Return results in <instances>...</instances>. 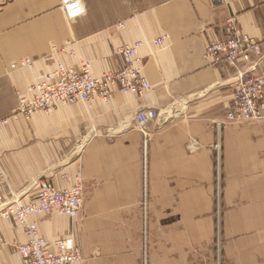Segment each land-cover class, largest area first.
Segmentation results:
<instances>
[{"label":"crops","instance_id":"obj_1","mask_svg":"<svg viewBox=\"0 0 264 264\" xmlns=\"http://www.w3.org/2000/svg\"><path fill=\"white\" fill-rule=\"evenodd\" d=\"M81 1L85 14L68 19L61 0H0L6 196L27 203L40 178L63 189L80 176L79 218L56 211L33 220L51 242L72 235L82 264H144L146 244L148 264H264V121L227 120L236 70L204 57L231 16L264 53V0ZM160 36L164 44L155 45ZM138 40L152 86L143 96L114 89L109 104L97 98L11 118L17 90L58 61L75 67L88 60L100 76L121 67L118 47ZM27 58L32 69L11 68ZM142 108L160 111L144 132L135 126ZM27 241L17 222L1 220L0 264H20L18 247Z\"/></svg>","mask_w":264,"mask_h":264},{"label":"built area","instance_id":"obj_2","mask_svg":"<svg viewBox=\"0 0 264 264\" xmlns=\"http://www.w3.org/2000/svg\"><path fill=\"white\" fill-rule=\"evenodd\" d=\"M61 1V8L68 19L85 14L81 0ZM164 42V36L153 40L158 46ZM144 45L143 40H138L118 47L116 53L123 60L121 67L100 76L94 74L88 60L75 67L58 61L54 70L43 72L26 90H17L18 102L11 118L30 119L36 113H52L57 105L89 104L97 98L109 104L114 89L131 96H143L152 89L142 67L140 50ZM204 57L212 66L227 63L236 70L237 79L226 113L227 120L234 123L264 121V73L260 71L264 53L261 42L240 32L236 18L231 16L224 24L222 37L205 46ZM19 67L32 69L34 62L27 58L11 65L13 69ZM159 116L157 108H142L135 114V126L144 132L147 124ZM4 171L0 162V221L14 220L28 236V241L18 247L22 258L20 264H82L81 250L72 235L51 242L41 235L38 223L33 220L35 216L55 211L72 220L79 218L84 206V186L80 176L63 189L56 187L48 177L40 178L35 196L29 202L22 203L17 197L6 196L4 188L9 185ZM65 177L71 182L69 176ZM149 205L146 164L142 201L145 221ZM146 255L147 244L144 264H148Z\"/></svg>","mask_w":264,"mask_h":264},{"label":"rangeland","instance_id":"obj_3","mask_svg":"<svg viewBox=\"0 0 264 264\" xmlns=\"http://www.w3.org/2000/svg\"><path fill=\"white\" fill-rule=\"evenodd\" d=\"M22 119H24V118H21V119H19V120H22ZM19 120H18V121H19ZM24 120H26V119H24ZM0 162H1V161H0ZM1 165H2V164H1ZM2 167H3V166H2ZM3 169H4V168H3ZM4 172H5V171H4ZM6 183H7V182H6ZM5 188H6V190H5ZM5 188H4V190L7 192V190H9V187L6 186Z\"/></svg>","mask_w":264,"mask_h":264},{"label":"bare ground","instance_id":"obj_4","mask_svg":"<svg viewBox=\"0 0 264 264\" xmlns=\"http://www.w3.org/2000/svg\"><path fill=\"white\" fill-rule=\"evenodd\" d=\"M56 212V211H55Z\"/></svg>","mask_w":264,"mask_h":264}]
</instances>
